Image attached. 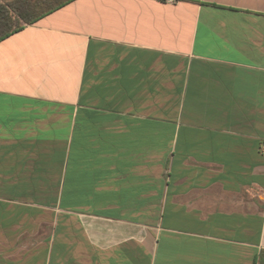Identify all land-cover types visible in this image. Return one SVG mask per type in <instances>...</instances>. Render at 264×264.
<instances>
[{
	"label": "crops",
	"instance_id": "1",
	"mask_svg": "<svg viewBox=\"0 0 264 264\" xmlns=\"http://www.w3.org/2000/svg\"><path fill=\"white\" fill-rule=\"evenodd\" d=\"M0 264H264V0H73L0 41Z\"/></svg>",
	"mask_w": 264,
	"mask_h": 264
},
{
	"label": "trees",
	"instance_id": "2",
	"mask_svg": "<svg viewBox=\"0 0 264 264\" xmlns=\"http://www.w3.org/2000/svg\"><path fill=\"white\" fill-rule=\"evenodd\" d=\"M73 0H0V41Z\"/></svg>",
	"mask_w": 264,
	"mask_h": 264
},
{
	"label": "built area",
	"instance_id": "3",
	"mask_svg": "<svg viewBox=\"0 0 264 264\" xmlns=\"http://www.w3.org/2000/svg\"><path fill=\"white\" fill-rule=\"evenodd\" d=\"M169 2H177L178 0H167Z\"/></svg>",
	"mask_w": 264,
	"mask_h": 264
}]
</instances>
